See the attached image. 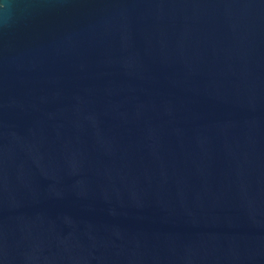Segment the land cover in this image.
Listing matches in <instances>:
<instances>
[{
    "label": "water",
    "instance_id": "water-1",
    "mask_svg": "<svg viewBox=\"0 0 264 264\" xmlns=\"http://www.w3.org/2000/svg\"><path fill=\"white\" fill-rule=\"evenodd\" d=\"M0 264H264V0H0Z\"/></svg>",
    "mask_w": 264,
    "mask_h": 264
}]
</instances>
